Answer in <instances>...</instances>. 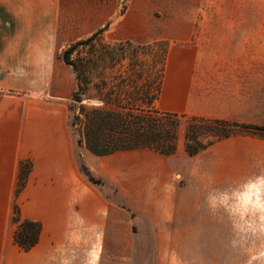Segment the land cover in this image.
Listing matches in <instances>:
<instances>
[{
	"label": "crops",
	"instance_id": "crops-1",
	"mask_svg": "<svg viewBox=\"0 0 264 264\" xmlns=\"http://www.w3.org/2000/svg\"><path fill=\"white\" fill-rule=\"evenodd\" d=\"M209 2L0 0V264H237L243 244L229 246L235 257L223 255L222 225L191 224L188 201L205 178L218 189L264 178V140L251 138L242 147L244 137L231 135L189 156L179 186L185 217L168 223L180 193L174 155L147 146L98 155L79 146L68 114L77 79L59 57L67 45L99 29L116 41L162 40L159 110L251 120L252 84L233 97L213 83V71L223 66L211 59L236 31L224 18L205 14ZM242 71L252 80L248 67ZM239 96L245 97L244 115ZM79 158L103 186L112 187L111 194L88 180ZM21 160L31 168L15 194ZM14 203L21 217L41 225L28 250L13 240Z\"/></svg>",
	"mask_w": 264,
	"mask_h": 264
},
{
	"label": "trees",
	"instance_id": "trees-1",
	"mask_svg": "<svg viewBox=\"0 0 264 264\" xmlns=\"http://www.w3.org/2000/svg\"><path fill=\"white\" fill-rule=\"evenodd\" d=\"M101 34L102 29H99L70 43L59 54L72 67L77 79L68 109L73 111L69 127L79 146L98 155L139 146L171 154L176 150L178 116L187 120L184 149L188 155L241 131L264 130L263 126L248 123L159 110L155 100L164 71L166 43L162 40L150 43L118 40L113 45L99 43L97 49L95 44ZM155 46H160L159 50H155ZM79 48H85V54L79 52ZM115 64L123 68L110 73ZM110 79H115V83ZM83 97L99 99L101 104L86 106L81 103ZM72 104L75 106L71 107ZM201 137L206 138L201 140ZM30 168L28 160L20 161L15 194L23 187ZM79 169L89 181L103 186L101 179L93 176L80 158ZM12 220L15 224L13 240L28 250L38 239L39 221L21 217L17 203L13 204Z\"/></svg>",
	"mask_w": 264,
	"mask_h": 264
},
{
	"label": "rangeland",
	"instance_id": "rangeland-1",
	"mask_svg": "<svg viewBox=\"0 0 264 264\" xmlns=\"http://www.w3.org/2000/svg\"><path fill=\"white\" fill-rule=\"evenodd\" d=\"M205 14L224 18L225 21H229L228 25L231 29L236 31V34H230L228 40H223L227 46L222 49V54L215 55L211 59L213 63L223 66V70L213 71V83L215 81V85L228 89L233 97L235 93L238 96L242 91H245L246 86L249 87L252 84L254 118L248 121L238 119L236 122L264 127V0H211L205 9ZM250 26H252L253 34L249 32ZM113 38L110 33H103L96 41L95 47L98 49L99 43L103 42L113 45L116 43ZM115 47L113 48L115 49ZM159 48L160 46L154 47L155 50H159ZM78 51L85 54L86 50L79 48ZM246 67H248V75L252 73V80L245 78L246 72L242 69ZM122 68V65L115 64L110 73L118 72ZM110 80L112 83L116 81L115 79ZM237 99L239 102L242 99L244 101L242 105L244 115L245 97L239 96ZM233 100L235 101V98L229 99L231 107L234 106ZM81 103L89 107L101 104L99 99L90 97H83ZM74 106L75 104L71 105V107ZM68 114L71 117L73 111ZM186 123L185 117H177L176 150L171 154L174 155L173 158L178 165L174 183L180 193L175 198L173 219L168 223L181 222L186 212L185 197L179 187L185 183L184 174L187 171L189 156H191L184 149ZM249 131H241L232 135L244 137L239 143L242 147L249 145L251 138L264 140V130ZM205 138L201 137V140H205ZM207 180L208 178L203 179L202 184L196 188L195 192L191 189L188 201L189 222L191 224L222 225L223 231L220 233L224 246L223 255L231 256L233 254L229 251L230 245L234 248L235 245L243 244V248H241L243 255L238 257L237 264H264V178H254L252 182L239 183L220 189L209 185ZM102 188L108 194L113 192L112 187L103 186ZM227 226H230L231 231H226ZM218 234L216 232V235ZM233 256L235 257L234 254Z\"/></svg>",
	"mask_w": 264,
	"mask_h": 264
},
{
	"label": "water",
	"instance_id": "water-1",
	"mask_svg": "<svg viewBox=\"0 0 264 264\" xmlns=\"http://www.w3.org/2000/svg\"><path fill=\"white\" fill-rule=\"evenodd\" d=\"M87 101H92L91 99H86Z\"/></svg>",
	"mask_w": 264,
	"mask_h": 264
}]
</instances>
